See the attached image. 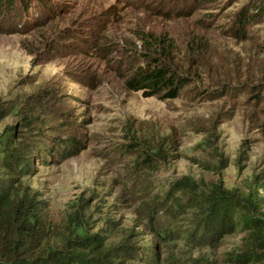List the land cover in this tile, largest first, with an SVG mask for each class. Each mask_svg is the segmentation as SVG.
Listing matches in <instances>:
<instances>
[{"label": "rangeland", "instance_id": "1", "mask_svg": "<svg viewBox=\"0 0 264 264\" xmlns=\"http://www.w3.org/2000/svg\"><path fill=\"white\" fill-rule=\"evenodd\" d=\"M49 2L17 0L0 18V134L78 146L21 180L58 234L52 251L72 264H104L114 249L107 264H244L248 236L264 240V11L243 39L229 29L264 0ZM142 34L191 74L179 98H145L119 78L145 64ZM216 187L252 220L204 239ZM95 234V248L75 243Z\"/></svg>", "mask_w": 264, "mask_h": 264}, {"label": "trees", "instance_id": "2", "mask_svg": "<svg viewBox=\"0 0 264 264\" xmlns=\"http://www.w3.org/2000/svg\"><path fill=\"white\" fill-rule=\"evenodd\" d=\"M33 0H21L23 4L30 7ZM197 2V0H194ZM206 1V0H205ZM202 2V1H201ZM17 0H0V18H7L13 11ZM39 8L43 9V4H50L49 0H34ZM43 3V4H42ZM20 6L22 4H19ZM51 6V4H50ZM242 10L236 16L238 28L229 29L236 38L243 39L246 35V26L254 21L257 16L264 11V8L255 6L253 12ZM253 13V14H252ZM9 29H1L4 33ZM139 40L145 48L144 65H136L129 68L127 73L119 74L125 88L132 92H141L145 98L157 97L161 100H174L181 96L184 89L193 83L191 74H181L171 63L166 62L169 45L164 40L157 39L152 35L139 36ZM147 48V49H146ZM159 49L158 53H150ZM264 136V121L260 126ZM42 135V134H40ZM46 138V136H45ZM49 144L45 139L39 138L33 143L23 144L16 141L9 131L0 134V173L5 177H0V264H72L71 256H67L64 251L53 250L52 246L58 242V234L54 232L53 225L50 224L48 216L43 214L34 204L30 191L23 187L21 180L29 176L34 170V165L46 166L52 157H59L62 154L68 155L71 149L78 148L73 142H67L58 138ZM66 157V156H65ZM147 156L143 162L152 160ZM150 165V164H145ZM183 180V186L191 189L194 184L187 179ZM213 198H209V210L204 220L200 232L201 238L217 239L223 235L230 234L237 227V221L241 225H246L252 219L247 220V215L242 211L240 199L231 198L227 192L219 190ZM247 205L251 206L259 199L251 200L249 195ZM247 213V211H245ZM238 215V220L236 217ZM241 217L243 218H240ZM250 228H253L250 226ZM257 229V228H255ZM258 230V229H257ZM194 234H197L196 232ZM67 238H65L66 240ZM249 242L245 244V251L241 261L244 264H264V240L261 236H248ZM251 239V240H250ZM100 242L99 234L75 242L82 247H97ZM102 247V246H101ZM121 249V248H119ZM129 250V247L126 248ZM117 249L106 251L97 258L104 264L109 258H115ZM80 264H86L85 259L80 255L75 257ZM92 262V261H91Z\"/></svg>", "mask_w": 264, "mask_h": 264}]
</instances>
